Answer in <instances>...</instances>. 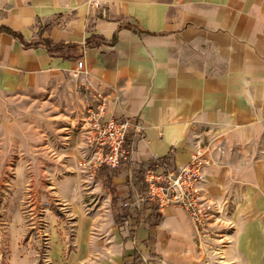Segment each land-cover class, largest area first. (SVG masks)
I'll use <instances>...</instances> for the list:
<instances>
[{
    "label": "crops",
    "instance_id": "crops-1",
    "mask_svg": "<svg viewBox=\"0 0 264 264\" xmlns=\"http://www.w3.org/2000/svg\"><path fill=\"white\" fill-rule=\"evenodd\" d=\"M93 1L100 8L91 0H0V26L25 44L39 43L24 47L0 32V69L25 84H69L84 93L90 110L102 105L103 120L132 124L127 162L101 168L97 177L109 193L107 253L115 264H133L136 240L143 245L138 235H155L159 245L170 235L169 255L192 222L181 208L144 206L142 214L152 209L162 223L144 231L133 228L131 217L120 228L128 216L121 204L141 191V169L160 161L185 166L195 143L209 147L208 197L225 198L239 186L255 190L252 202L264 203V0ZM43 40L58 47L49 52ZM65 233L64 262L47 264H85L89 251L104 257L103 243L88 248L84 225ZM70 245L78 254L66 262Z\"/></svg>",
    "mask_w": 264,
    "mask_h": 264
},
{
    "label": "rangeland",
    "instance_id": "rangeland-1",
    "mask_svg": "<svg viewBox=\"0 0 264 264\" xmlns=\"http://www.w3.org/2000/svg\"><path fill=\"white\" fill-rule=\"evenodd\" d=\"M87 110L84 93L69 84H25L0 69V264L64 262L63 235H72L79 225L86 227L89 249L99 242L107 247L104 257L89 251L85 264H115L107 253L109 193L98 170L83 167L89 152ZM225 196H207L213 204L208 237L198 238L188 217L190 233L167 255L170 235L159 245L155 235L141 231L143 245L139 248L136 240L133 264H264V203L251 201V188L233 187ZM152 209L145 215L123 208L128 216H121L120 228L131 217L135 229L161 224L163 218ZM181 224L186 226L184 218ZM76 249L68 248L72 254L67 252L66 262Z\"/></svg>",
    "mask_w": 264,
    "mask_h": 264
},
{
    "label": "built area",
    "instance_id": "built-area-1",
    "mask_svg": "<svg viewBox=\"0 0 264 264\" xmlns=\"http://www.w3.org/2000/svg\"><path fill=\"white\" fill-rule=\"evenodd\" d=\"M92 7L100 8L97 2ZM81 69L82 62L78 61L76 70ZM102 112L101 104L95 111L87 110L85 144L89 152L83 167L117 170L127 162V136L133 126L127 120H103ZM134 130L140 131L139 128ZM208 149V146L195 143L190 161L182 167L171 168L160 161L152 168L141 169L142 189L132 201L123 203L122 207L129 213L136 214H142V208L152 206L151 204L158 210L167 207L181 208L193 221L197 237H208L211 233L208 218L213 205L204 191V170L211 163V159L204 155Z\"/></svg>",
    "mask_w": 264,
    "mask_h": 264
},
{
    "label": "trees",
    "instance_id": "trees-1",
    "mask_svg": "<svg viewBox=\"0 0 264 264\" xmlns=\"http://www.w3.org/2000/svg\"><path fill=\"white\" fill-rule=\"evenodd\" d=\"M0 32L7 33L8 35L12 36L14 39H16L17 41H19V43H21L24 47H27V46H29V45L35 47V46H37V45L39 44V43H37V42H34V43H32V44H25V43L23 42V39H22V37H21L20 34L14 32V31H11L9 28L4 27V26H0ZM41 44H42V45L47 49V51H49V52H52L54 49H56V48L58 47V46H56V47L51 46V42H50L49 40H43V41L41 42ZM90 45H91V38H87L86 43H85V46H90ZM155 210H156V209H155ZM157 217H159V216L157 215ZM116 221H118V220L116 219Z\"/></svg>",
    "mask_w": 264,
    "mask_h": 264
}]
</instances>
